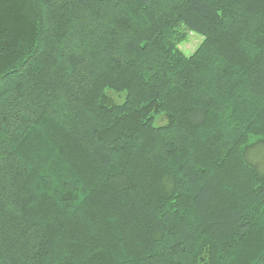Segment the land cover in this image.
<instances>
[{
	"label": "trees",
	"instance_id": "obj_1",
	"mask_svg": "<svg viewBox=\"0 0 264 264\" xmlns=\"http://www.w3.org/2000/svg\"><path fill=\"white\" fill-rule=\"evenodd\" d=\"M255 149L264 0H0V264H264Z\"/></svg>",
	"mask_w": 264,
	"mask_h": 264
},
{
	"label": "rangeland",
	"instance_id": "obj_2",
	"mask_svg": "<svg viewBox=\"0 0 264 264\" xmlns=\"http://www.w3.org/2000/svg\"><path fill=\"white\" fill-rule=\"evenodd\" d=\"M202 36L195 32V31H190L187 34V38L183 40L180 43V48L186 53V54H191L193 53L197 46L201 43L202 41ZM111 96H113L117 101H122L123 100V94L119 95L115 92H110ZM165 122V118L163 116L157 117L156 123L161 124ZM252 157L260 164L263 165V160H264V150L263 149H255L252 152Z\"/></svg>",
	"mask_w": 264,
	"mask_h": 264
}]
</instances>
